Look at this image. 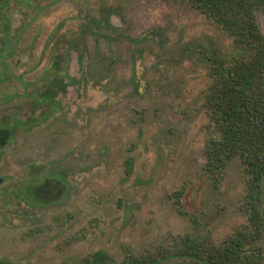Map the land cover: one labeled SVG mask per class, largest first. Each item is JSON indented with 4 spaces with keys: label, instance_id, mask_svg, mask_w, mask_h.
Listing matches in <instances>:
<instances>
[{
    "label": "rangeland",
    "instance_id": "1",
    "mask_svg": "<svg viewBox=\"0 0 264 264\" xmlns=\"http://www.w3.org/2000/svg\"><path fill=\"white\" fill-rule=\"evenodd\" d=\"M22 1L14 0L10 14L16 27L28 26L27 46L7 65L12 82L0 85V96L21 97L11 108L33 109L23 97L21 73L25 81L38 79L79 32L83 46L80 51L77 44L71 72L78 74V63L100 52L110 79L71 88L63 96L72 117L39 122L32 131L24 126L0 148V175L11 177L0 188V257L16 264H63L104 249L122 260L126 252L156 251L192 232L220 244L247 222V176L240 163H230L218 188L203 170L213 131L203 110L207 68L196 50L203 46L231 60L237 51L227 32L187 0H62L49 7L51 0H27L29 7ZM101 6L114 9L113 23L125 37L101 42L96 50L86 21ZM65 16H73L67 30L41 56L45 34ZM257 16L264 33V12ZM134 53L140 54L139 94L130 82ZM6 108H0V124ZM131 157L134 170L127 175ZM47 164L60 169L65 185L48 184V194L20 198L16 189ZM179 191L185 192L186 216L175 204Z\"/></svg>",
    "mask_w": 264,
    "mask_h": 264
},
{
    "label": "trees",
    "instance_id": "2",
    "mask_svg": "<svg viewBox=\"0 0 264 264\" xmlns=\"http://www.w3.org/2000/svg\"><path fill=\"white\" fill-rule=\"evenodd\" d=\"M187 1L227 32L236 47L231 60L203 46L196 50L207 68L203 110L213 131L203 170L218 188L230 163H240L247 176V222L220 244L192 232L172 237L156 251L126 252L122 260L100 249L63 264H264V33L257 16L264 12V0ZM134 165L133 157L127 159V175ZM176 193V207L186 216L185 192ZM0 264L16 263L0 257Z\"/></svg>",
    "mask_w": 264,
    "mask_h": 264
},
{
    "label": "flooded vegetation",
    "instance_id": "3",
    "mask_svg": "<svg viewBox=\"0 0 264 264\" xmlns=\"http://www.w3.org/2000/svg\"><path fill=\"white\" fill-rule=\"evenodd\" d=\"M61 1L62 0H51L46 2L45 6L49 7L57 3L60 4L59 2ZM13 2L14 0H0V85L3 84L2 81L7 79L11 80V78H13V76L11 77L9 74L7 65L10 63L11 58L20 51L21 45L27 46V41L25 42L24 38L28 32H26L28 26H21V22V24L16 27V22L10 14V7ZM24 2H26L25 6L29 7L30 3L27 0L22 1V3ZM21 6V4H18V9H20ZM45 6L43 7L45 8ZM106 6H101L99 15L90 17L88 21H86V27L90 32L89 36L91 35L96 41V50H99L101 42L109 44V41H116L117 38L125 37V33L113 23V18L115 16L114 9ZM42 8L37 10L39 15L42 12ZM39 15L35 13L33 19H37ZM72 17L73 16H65L48 30L41 42V56L47 52L52 42H55L58 37H61L62 32L67 30L68 23L71 21L70 19H72ZM81 25L83 26V24ZM14 29H18L19 32H14ZM76 35L77 37H75V35L71 36L70 42L63 48L64 51L62 55H53L51 62L46 64L47 68H44L45 70H43L38 79L33 81L28 79L25 81V74L21 73L22 78H19V81L22 83L25 93L23 97L32 100L33 109L30 110L29 113L11 108L12 104L21 98L20 95L4 94L0 96V108L7 107V115L4 116V120L1 121L2 124H0V148L3 149L2 151L5 150L4 148L8 146V142L13 139L18 131L23 130L22 128H24V126L28 127V131H32L33 129L35 130L38 124L47 122L51 118L55 119L60 115H65L68 118L72 117V109L66 108L64 101L66 97L63 96L68 93V90L71 88L84 86L85 84L92 85L94 83L101 86L109 82V70L105 66L103 60L99 59L98 55L101 54L100 52L95 53L92 51L89 58H86V60L83 58L81 62L78 63L81 66V70H79L78 74H73L71 72L73 64L76 65L74 61L75 51H77L76 49H78V46L81 51L83 46L80 44V37H83V34L79 32ZM126 37L132 43L136 44H141L144 41L142 37ZM75 40L77 42H75ZM139 56L140 54L137 53L132 55V71L130 78L133 93L138 94L141 92V80L138 77L137 70V59ZM19 64L20 63H17V65ZM51 130L57 131L55 135L61 134L58 128ZM50 166V164H47V169L36 172L32 177L29 176L30 180L27 181V184H23L16 189L17 195L20 198L25 197L24 199H28V197L36 199L35 193L48 194L50 192L47 188L48 184L65 185V180L67 179H64L60 169L55 166L53 167L54 169H49ZM10 178V176L0 175V188L3 187Z\"/></svg>",
    "mask_w": 264,
    "mask_h": 264
}]
</instances>
